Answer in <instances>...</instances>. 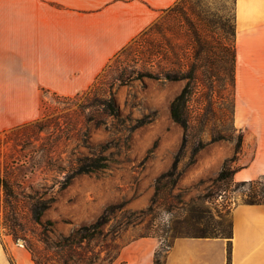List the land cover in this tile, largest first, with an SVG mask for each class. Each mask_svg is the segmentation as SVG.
<instances>
[{
	"label": "rangeland",
	"instance_id": "374dc122",
	"mask_svg": "<svg viewBox=\"0 0 264 264\" xmlns=\"http://www.w3.org/2000/svg\"><path fill=\"white\" fill-rule=\"evenodd\" d=\"M232 9L233 0H179L111 58L88 89L45 93L38 118L1 132L0 177L14 195L6 197L0 185V238L49 260L62 235L117 204L122 209L102 228L112 253L142 235L157 237L163 247L182 235H227L231 206L246 194H264V176L252 184L231 175L216 180L224 162L236 168L243 143L235 152L243 132L233 123ZM189 71L195 80L182 145L183 129L169 105ZM137 73L147 75L129 79ZM110 90L118 117L99 104ZM199 141L205 145L193 154ZM106 143L108 167L78 173L77 161ZM176 156L180 176L172 186L162 174ZM37 201L49 204L42 214L46 234L32 219Z\"/></svg>",
	"mask_w": 264,
	"mask_h": 264
},
{
	"label": "crops",
	"instance_id": "0c3cea01",
	"mask_svg": "<svg viewBox=\"0 0 264 264\" xmlns=\"http://www.w3.org/2000/svg\"><path fill=\"white\" fill-rule=\"evenodd\" d=\"M178 1L0 0V133L38 118L45 93L88 89ZM232 11L233 123L243 132L232 179L242 182L264 176V0H233ZM229 216L230 239L174 237L160 264H264V202L237 201ZM160 245L154 236L131 239L117 261L154 264ZM0 264L34 263L23 245L0 238Z\"/></svg>",
	"mask_w": 264,
	"mask_h": 264
},
{
	"label": "trees",
	"instance_id": "16d2710c",
	"mask_svg": "<svg viewBox=\"0 0 264 264\" xmlns=\"http://www.w3.org/2000/svg\"><path fill=\"white\" fill-rule=\"evenodd\" d=\"M150 31L151 29L144 32L142 37H140L139 40H136L135 43L142 42L144 40V37L148 35V32ZM232 33H233V29L231 32V36ZM231 61H232V55H231ZM146 75L147 74H141V73H137L136 75L131 74L129 79H134V78L140 79L141 77ZM184 77L187 78L185 85L180 90V92L172 99L169 105L170 117L174 122L178 123L183 129L182 145H184L185 142V133L188 128V122H189L186 111L187 102L192 93V83L195 80V77L192 75L191 71H189L188 76H184ZM231 79L233 83V76ZM96 83H98V81L95 82L93 85V87L95 88L97 87ZM99 104L101 105L102 110L106 114L113 117L119 116V107L115 101L114 95L111 92V90L107 94H105L102 100H100ZM140 123L141 122L139 121L136 122L133 125V128L140 126L141 125ZM242 141H243V136L240 137L238 143L236 144L235 152L239 153V149L241 147ZM110 145L111 144L108 143L101 145L99 146V149H97L96 151H91L90 155L80 158L77 161L76 171L78 173H87V172H94L107 168L110 159L107 155L103 154V152L106 149H108ZM204 145L205 143L199 141L197 145L193 148V154L202 147H204ZM113 147H117V144L114 143ZM193 162H194V155L191 157L189 164H192ZM177 164H178V156H176L173 159L170 169L164 174H162L163 176L166 175L172 178V182H171L172 186L176 184L180 176V172L178 170ZM234 171H235L234 168L231 170L227 166L226 162H224L221 170L217 174L216 180L227 179L230 175L232 177ZM255 181L256 180L242 181L241 183L248 182L252 184ZM0 185L3 188V193L5 194L6 197L9 198L13 197L14 192L5 178L0 177ZM64 185H66V183ZM245 197H246L245 203L248 204H256V203L264 202V194L262 195L252 192L251 194H246ZM48 207H49L48 203H45L43 201H37L35 204H33L31 210L33 221L39 224L40 226H42L44 234H46L49 231V228H47V226L43 224L44 222L42 220V214ZM114 209L116 210L122 209V204L108 206L94 222L87 225H81L66 236L62 235L59 238V240L53 246L50 247L52 249V253L51 255H49V260H44V258H42L36 252H34V250L30 246L27 245L24 247L29 252L31 256V260L33 261L34 264H112L115 260L118 259L120 250L124 245L123 244L121 247H119L116 253H112L111 250L109 249V245L106 240L105 233L102 229L103 226L109 221L110 215L114 213L115 211ZM45 223L48 226L53 225V223L50 220H46ZM142 236H149V235H142ZM189 236L209 237L216 235L199 234V235H189ZM220 237H226L227 239H230L231 229L229 230V233L227 235ZM228 242H229L228 243V255H229L230 241ZM98 244H100V249L96 251L95 247ZM169 244L165 245L164 247L166 248L167 246H169ZM164 247L161 244L159 251L155 253L154 264L161 263V256L159 257V254L161 253L160 250L165 249ZM102 252H104L103 256H101Z\"/></svg>",
	"mask_w": 264,
	"mask_h": 264
},
{
	"label": "water",
	"instance_id": "95a60500",
	"mask_svg": "<svg viewBox=\"0 0 264 264\" xmlns=\"http://www.w3.org/2000/svg\"><path fill=\"white\" fill-rule=\"evenodd\" d=\"M18 243H21V244H23V241H22V240H19V241H18Z\"/></svg>",
	"mask_w": 264,
	"mask_h": 264
}]
</instances>
